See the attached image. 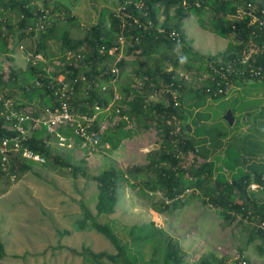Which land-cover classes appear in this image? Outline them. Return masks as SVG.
<instances>
[{"label":"trees","instance_id":"trees-1","mask_svg":"<svg viewBox=\"0 0 264 264\" xmlns=\"http://www.w3.org/2000/svg\"><path fill=\"white\" fill-rule=\"evenodd\" d=\"M119 1L120 13L104 7L97 21L85 29L83 36L74 37L68 28L55 31V8L47 2L38 7L30 0H0V54L11 55L14 51L12 43L23 45L30 38H35L26 67L22 69L11 65L6 74L0 75V110L4 108L6 100H11V108L15 110L31 108L35 113L57 107L61 98V84L57 77L61 76L68 84L66 102L72 113L91 116L96 105L105 110L112 104L108 111L97 114L88 130L97 135L98 143L101 141L115 149L122 139L131 136V131L125 129L127 121L121 118L115 125L99 132L104 113L114 118L117 107L119 115H127L128 120H135L145 129L155 123L159 128V146L149 152L145 164L130 165L124 170L108 165L93 174L86 167L84 158L78 164H73L53 154L48 140L54 137L45 129L35 130L25 146L42 155L45 162L26 159L18 152H10L6 160L0 155V185L4 183L6 188L11 184L12 177L17 179L35 164L50 162L54 167L59 165L68 169L72 177L80 175L96 182V216H107L114 212L121 182L142 190L149 206L162 214H172L183 208L186 194L196 193L203 204L216 209L223 223L246 229L245 245L259 240L257 249L263 253L264 141L249 138V134L228 135L226 126L233 128L236 121L230 127L225 120V126H215L202 122L198 124L195 118H191L195 128L190 133L187 132V125H182L177 131L175 122L185 118L187 109L185 111L181 105H186V108L199 107L207 98H225L230 86L240 82L264 84V28L251 22L247 14L239 20L235 19L239 8H247L246 3L259 10L264 8V0ZM64 10L67 15L63 24L76 20L69 15L67 8ZM206 10H210L212 15L205 21ZM12 12L17 17L15 22L8 17ZM107 13L109 27L104 19ZM190 15L197 18L199 25L207 26L220 37L233 34L235 41L222 52L207 56L208 75L203 80L204 84L192 90L196 95L194 102L186 103L190 89L177 78L178 57L172 58L168 51H175L176 48L186 51L182 23ZM171 31L176 32L177 36L171 37ZM120 39L131 43L127 47V54L137 51L136 55L145 63L154 61L136 73L142 81L141 88L132 87L125 80L121 82L120 77L126 66L140 60L119 58L116 61ZM112 48L115 50L109 53ZM37 54L43 60L36 59ZM8 59L12 60L10 56ZM164 61L171 64L169 70L164 67ZM111 62L113 65L109 67ZM113 66L116 72H112ZM160 89L165 90L164 102H146L150 91ZM174 92H177L176 97ZM114 94H118L119 98L113 100ZM60 132L78 142L82 141L68 128H61ZM12 133L5 116L0 115V141ZM261 134L264 135V131ZM199 159L202 162H198ZM252 184L256 185V191L251 189ZM80 212L77 227L83 229L91 226L108 239L115 253L95 252L87 246H82L78 251L69 248L71 252L80 255L84 263L89 264H102L103 260L110 264H139L127 243L121 241L108 222L98 221L83 202H80ZM128 234L136 252L143 243L152 242L159 235L157 242L164 241L162 264H184L176 242L161 228L155 227L153 222L130 225ZM156 251L154 245L152 256L146 264H157L153 258ZM4 256V245L0 241V259ZM242 261L246 262L236 259L227 263L210 253L198 264H243Z\"/></svg>","mask_w":264,"mask_h":264},{"label":"rangeland","instance_id":"rangeland-1","mask_svg":"<svg viewBox=\"0 0 264 264\" xmlns=\"http://www.w3.org/2000/svg\"><path fill=\"white\" fill-rule=\"evenodd\" d=\"M38 7L44 2L55 8L53 12L55 31L68 28L72 36L82 37L85 29L98 19L99 12L104 7L109 11L120 13L119 0H30ZM69 10V15L76 18L75 21L64 23V16ZM7 14V13H6ZM212 15L206 10L204 20ZM241 13L236 20L241 19ZM12 22L17 17L14 12L8 15ZM163 16H161V19ZM105 24L109 27L108 13L104 17ZM199 25L197 18L190 15L183 19L184 32L183 44L186 51H168L172 58L178 57L176 76L190 89L187 102H194L196 95L192 92L204 84L208 75L206 62L208 55L222 52L229 43L235 41L234 35L226 38L220 37L205 26ZM35 38H30L23 45L11 44L14 51L11 55L0 54V75L6 74L8 68L14 65L24 69L28 58L34 49ZM118 49L116 61L125 58L128 61L140 60L139 63L127 65L120 77L130 86L141 88L142 81L137 76V71L144 69L145 63L135 53L127 54V47L131 46L129 40H123ZM12 60H9L8 57ZM164 67L170 69L171 64L164 61ZM113 62L109 64V67ZM114 67V66H113ZM2 68V69H1ZM118 87V86H117ZM186 89V90H187ZM164 89L150 91L146 102H164ZM186 91V94H188ZM177 96V92L173 93ZM192 98V99H189ZM35 104V103H34ZM182 104H184L182 102ZM184 107L185 118L181 122H175L178 131L182 125H187L193 132L195 124L191 118L198 122L224 125L223 116L228 110L233 109L234 122L228 129V135L237 134L249 138L264 141V84L254 81H244L230 86L226 97L213 100L207 98L199 107ZM190 111L192 112L190 114ZM197 114L200 116L198 117ZM207 115V118L204 116ZM118 117L111 118L107 112L101 118V125L105 129L115 125ZM103 129V131L105 130ZM125 129L131 131V136L122 139L120 145L111 149L108 144L101 141L95 146H83L73 137L64 146L58 144L54 138L48 140L50 151L63 159H68L73 164H78L84 158L88 170L95 174L108 165H114L124 170L134 164H145L147 155L159 146V128L155 123L145 129L135 120L126 122ZM198 162H202L201 159ZM50 162L35 164L33 168L21 177L11 178V184L0 185V241L4 245L5 256L0 259V264H89L84 263L82 257L70 251L69 248L80 250L87 246L91 250L115 253L113 245L102 234L91 226L83 229L77 227V220L81 217L80 202L87 205L93 215L96 216L95 202L97 184L78 175L72 177L68 169ZM4 191H1V189ZM256 191V186L251 187ZM264 199V195L262 196ZM186 205L172 214H162L154 211L148 204V198L144 192L134 189L121 182L118 187V201L115 210L110 215L96 216L100 222H108L111 229L127 243L131 254L135 255L139 264H146L152 256V250L156 245L157 251L154 259L157 264H162L164 241L157 239L145 242L136 252L131 245L132 238L128 234V227L136 224H149L153 222L155 227L161 228L169 235L179 248V255L184 264H198L203 257L213 253L225 262L232 263L237 260H246V264H264V252H258L259 240L248 245L244 244L246 229L235 224L227 225L222 222L215 208L203 204L198 194L188 192L185 196ZM102 264H110L103 260Z\"/></svg>","mask_w":264,"mask_h":264},{"label":"built area","instance_id":"built-area-1","mask_svg":"<svg viewBox=\"0 0 264 264\" xmlns=\"http://www.w3.org/2000/svg\"><path fill=\"white\" fill-rule=\"evenodd\" d=\"M245 8H239L238 13H241V18L244 15H248L251 18V22L257 23L260 27L264 28V8L257 9L253 7L251 3H246ZM123 9V8H122ZM171 37H176L177 33L171 31L169 34ZM123 43V39H120V44ZM115 48L109 50V53H113ZM36 59L43 60L42 56L37 54ZM56 64L58 62H55ZM112 72H116V68H112ZM58 82L61 84L59 90L61 92V98L59 104L55 108H45L38 113H35L31 108H25L23 110H15L11 108V100H6L4 102V108L0 110V115H4L6 121L9 123V128L13 132L11 136H7L0 141V155L3 160H6L10 152H18L22 157L38 162H45V158L39 153L33 151L25 142L28 140L29 136L35 130H46L59 145L64 146L69 139L63 133L60 132L61 128L70 129L74 135L82 138L83 146L87 144L90 146H95L98 144V137L94 133H89L91 123L94 121L97 114L101 111H108L112 104H109L105 110H102L99 106H95V112L89 116L88 114H78L72 113L69 110L68 104L66 102V91L68 89V84L62 79L61 76L57 77ZM119 98L118 94H114L113 100ZM118 119L128 120V116L119 115V108L114 109ZM106 126L100 125L99 132L102 133ZM256 186L254 184L251 185ZM245 264V261H242Z\"/></svg>","mask_w":264,"mask_h":264},{"label":"water","instance_id":"water-1","mask_svg":"<svg viewBox=\"0 0 264 264\" xmlns=\"http://www.w3.org/2000/svg\"><path fill=\"white\" fill-rule=\"evenodd\" d=\"M224 120L229 124L232 125L234 122V117L232 115L231 110H228L225 115L223 116ZM188 129H190V127L188 126Z\"/></svg>","mask_w":264,"mask_h":264}]
</instances>
